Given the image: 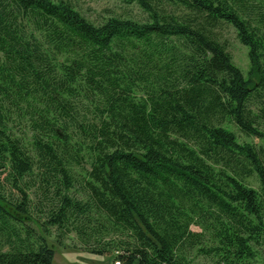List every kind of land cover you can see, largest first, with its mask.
Here are the masks:
<instances>
[{"label": "trees", "instance_id": "1", "mask_svg": "<svg viewBox=\"0 0 264 264\" xmlns=\"http://www.w3.org/2000/svg\"><path fill=\"white\" fill-rule=\"evenodd\" d=\"M120 1L145 18L0 0V264H53L31 224L119 264H256L264 148L235 129L264 143V0Z\"/></svg>", "mask_w": 264, "mask_h": 264}, {"label": "rangeland", "instance_id": "2", "mask_svg": "<svg viewBox=\"0 0 264 264\" xmlns=\"http://www.w3.org/2000/svg\"><path fill=\"white\" fill-rule=\"evenodd\" d=\"M71 3L88 19L94 22H100L109 16L132 17L135 19H144L146 14L135 4H127L120 0H70ZM221 38L226 40L227 50L231 55L232 62L241 70L244 76H247L249 69V59L247 55V47L240 43L237 39L235 30L231 26H226L220 30ZM22 125H13V130L17 134L20 133ZM239 140L256 143L258 147L264 148V143L255 137H245L237 129H235ZM31 198L36 203H41L42 200L31 193ZM44 200V199H43ZM36 211V210H35ZM40 215V212H35ZM43 220L42 217H40ZM31 226L36 233H42L47 237L48 244L54 248L53 264H115L116 260L111 255H95L83 249L79 244L76 236L73 233L63 237L64 245H60L55 241L56 229L50 227L48 233H44L41 228ZM197 229V227H192ZM193 256V255H192ZM196 263L204 262V260L196 256ZM256 264H264V252H260L256 257Z\"/></svg>", "mask_w": 264, "mask_h": 264}, {"label": "built area", "instance_id": "3", "mask_svg": "<svg viewBox=\"0 0 264 264\" xmlns=\"http://www.w3.org/2000/svg\"><path fill=\"white\" fill-rule=\"evenodd\" d=\"M115 264H119V262L116 261Z\"/></svg>", "mask_w": 264, "mask_h": 264}]
</instances>
